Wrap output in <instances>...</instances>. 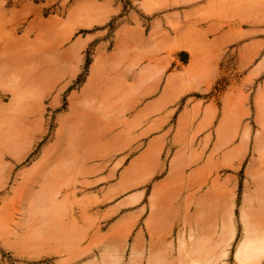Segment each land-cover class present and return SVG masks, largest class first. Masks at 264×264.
Returning a JSON list of instances; mask_svg holds the SVG:
<instances>
[{
    "label": "rangeland",
    "instance_id": "rangeland-1",
    "mask_svg": "<svg viewBox=\"0 0 264 264\" xmlns=\"http://www.w3.org/2000/svg\"><path fill=\"white\" fill-rule=\"evenodd\" d=\"M191 103L219 118L201 216ZM247 235L264 237V0H0V264H239Z\"/></svg>",
    "mask_w": 264,
    "mask_h": 264
},
{
    "label": "crops",
    "instance_id": "crops-1",
    "mask_svg": "<svg viewBox=\"0 0 264 264\" xmlns=\"http://www.w3.org/2000/svg\"><path fill=\"white\" fill-rule=\"evenodd\" d=\"M194 104L196 103H191L189 109L192 127L182 151L183 188L185 199H188L189 205H193L195 214L201 216L205 211L208 196L204 186L206 166L216 162L215 154L218 150L216 131L211 129L217 127L219 118L217 110L210 108L206 112L203 105L198 109Z\"/></svg>",
    "mask_w": 264,
    "mask_h": 264
},
{
    "label": "bare ground",
    "instance_id": "bare-ground-1",
    "mask_svg": "<svg viewBox=\"0 0 264 264\" xmlns=\"http://www.w3.org/2000/svg\"><path fill=\"white\" fill-rule=\"evenodd\" d=\"M249 235L237 246L235 259L239 264H258L264 258V237L259 239Z\"/></svg>",
    "mask_w": 264,
    "mask_h": 264
}]
</instances>
